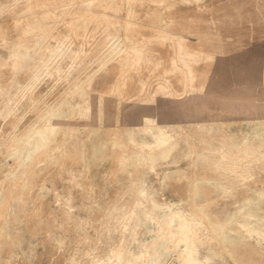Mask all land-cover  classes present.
I'll use <instances>...</instances> for the list:
<instances>
[{"label": "rangeland", "instance_id": "rangeland-1", "mask_svg": "<svg viewBox=\"0 0 264 264\" xmlns=\"http://www.w3.org/2000/svg\"><path fill=\"white\" fill-rule=\"evenodd\" d=\"M260 261L264 0H0V264Z\"/></svg>", "mask_w": 264, "mask_h": 264}, {"label": "bare ground", "instance_id": "bare-ground-1", "mask_svg": "<svg viewBox=\"0 0 264 264\" xmlns=\"http://www.w3.org/2000/svg\"><path fill=\"white\" fill-rule=\"evenodd\" d=\"M92 17H94V16H92ZM40 22H41L40 19L35 18V19H33L32 24H33L34 27H38V25L40 24ZM34 252H35V250H34ZM259 264H264V262L263 261H260Z\"/></svg>", "mask_w": 264, "mask_h": 264}]
</instances>
